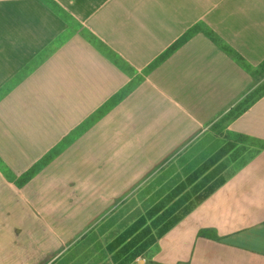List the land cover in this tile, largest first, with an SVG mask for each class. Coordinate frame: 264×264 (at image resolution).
Returning a JSON list of instances; mask_svg holds the SVG:
<instances>
[{
  "label": "crops",
  "instance_id": "1",
  "mask_svg": "<svg viewBox=\"0 0 264 264\" xmlns=\"http://www.w3.org/2000/svg\"><path fill=\"white\" fill-rule=\"evenodd\" d=\"M54 1L62 15L0 0V159L17 178L57 150L22 186L0 171V264H118L107 245L123 218L109 217L168 162L185 178L197 150L223 144L211 125L257 85L205 30L256 67L264 0ZM226 130L264 140V95ZM127 264H264V150Z\"/></svg>",
  "mask_w": 264,
  "mask_h": 264
},
{
  "label": "trees",
  "instance_id": "2",
  "mask_svg": "<svg viewBox=\"0 0 264 264\" xmlns=\"http://www.w3.org/2000/svg\"><path fill=\"white\" fill-rule=\"evenodd\" d=\"M42 1L56 14L62 15L61 7L54 0ZM62 17L66 22H69L64 14ZM74 29L79 31L100 51L112 56L114 61L119 59L115 52L90 34L84 27L77 24ZM195 32V29L189 30L186 35L164 52L161 59L174 51L189 35ZM205 34L257 81V85L252 91L211 125L212 130H224L230 121L238 117L252 103L264 95V80H262L264 78V59L256 67H253L236 50L220 40L212 30H205ZM19 79L18 77L9 83L14 84ZM140 80L141 78H136V80L121 89L108 103L98 109L90 119H99L110 107L130 93ZM221 141L223 144L218 147L211 145L204 148L197 157L190 161L186 167L190 172L185 178L180 179L179 175L169 178V174L173 172V166H170L166 172L160 173L151 179L137 195L141 198L144 197L145 193H150V197L143 201V206H137L136 198H134L109 217L113 221L120 217L123 218L121 223L115 227L118 230H114L113 236L115 237L107 245V250L113 253L114 261H117L118 264H127L143 254L157 239L222 185L234 171L243 167L260 150H264L263 139L228 130L224 132ZM194 150L195 148L189 150V152L191 153ZM56 153L57 150L49 152L17 178L12 175L1 159L0 171L8 180H14L16 185L22 186L45 164L51 161ZM185 157L189 158L190 156L185 155ZM231 164H234V166L231 167ZM192 196H195V198H192ZM152 229L156 230L155 234ZM200 235L207 236V231H200ZM123 255L125 257L120 260Z\"/></svg>",
  "mask_w": 264,
  "mask_h": 264
},
{
  "label": "rangeland",
  "instance_id": "3",
  "mask_svg": "<svg viewBox=\"0 0 264 264\" xmlns=\"http://www.w3.org/2000/svg\"><path fill=\"white\" fill-rule=\"evenodd\" d=\"M262 80H264V78H262ZM215 131H216V130L210 132L209 135H210V136H215V135L217 136L218 134H216ZM219 132L222 134V135H220V134H219V135H220V136H223V134H224L225 131L223 132L222 130H219ZM196 149H197V148H196ZM195 154H197V156H198V155L200 154V149L197 150L193 155H195ZM193 155H191V156H193ZM184 157H185V155H184V156H180L179 158L181 159V158H184ZM189 158H190V157H189ZM187 159H188V158H187ZM171 162H172V163H171ZM171 162H170V163L168 162V163L162 168V170H161L162 173H164V172H166V170H168V168H169V166H170L169 164L179 165V162H178V161H176L175 163H173L174 161H171ZM188 164H189V163H188ZM188 164H187V165H188ZM232 166H234V164H231V167H232ZM143 196H144V197H141V198H139L138 196L135 197V198L138 200L139 206H143V204H144L143 201H144L146 198L148 199V198L150 197V193H145ZM143 198H144V199H143ZM192 198H195V196H192ZM136 199H135V200H136ZM147 199H146V200H147ZM115 229H116V228L114 227V230H115ZM152 232L155 234L156 230H155V229H152Z\"/></svg>",
  "mask_w": 264,
  "mask_h": 264
},
{
  "label": "water",
  "instance_id": "4",
  "mask_svg": "<svg viewBox=\"0 0 264 264\" xmlns=\"http://www.w3.org/2000/svg\"><path fill=\"white\" fill-rule=\"evenodd\" d=\"M142 262H143V259H139V260H138V263H142Z\"/></svg>",
  "mask_w": 264,
  "mask_h": 264
}]
</instances>
